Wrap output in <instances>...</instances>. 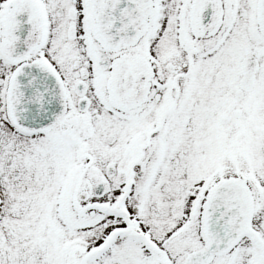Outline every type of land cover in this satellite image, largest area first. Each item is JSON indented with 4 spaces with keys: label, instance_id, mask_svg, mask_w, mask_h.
Masks as SVG:
<instances>
[{
    "label": "snow or ice",
    "instance_id": "6c2138e0",
    "mask_svg": "<svg viewBox=\"0 0 264 264\" xmlns=\"http://www.w3.org/2000/svg\"><path fill=\"white\" fill-rule=\"evenodd\" d=\"M0 264H264V0H0Z\"/></svg>",
    "mask_w": 264,
    "mask_h": 264
}]
</instances>
